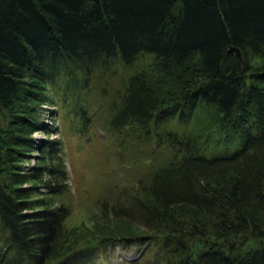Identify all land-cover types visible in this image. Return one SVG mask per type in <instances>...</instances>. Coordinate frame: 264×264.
<instances>
[{"label":"trees","instance_id":"trees-1","mask_svg":"<svg viewBox=\"0 0 264 264\" xmlns=\"http://www.w3.org/2000/svg\"><path fill=\"white\" fill-rule=\"evenodd\" d=\"M54 101L81 133L156 131L135 185L125 169L108 191L98 181L91 225H69L62 140L32 136L53 131L39 107ZM115 252L264 264V0H0V264Z\"/></svg>","mask_w":264,"mask_h":264},{"label":"rangeland","instance_id":"rangeland-1","mask_svg":"<svg viewBox=\"0 0 264 264\" xmlns=\"http://www.w3.org/2000/svg\"><path fill=\"white\" fill-rule=\"evenodd\" d=\"M49 90L54 97L53 99H57L56 91L51 86ZM100 105L106 107L107 102L103 101ZM39 108H41L44 122L53 125V131L50 134H46L41 129L35 130L32 136L36 139L58 138L62 140V154L66 161L69 176V200L72 206L69 225L71 227L83 224L91 225V221L93 220L91 213L99 211L97 204L98 195L104 190L108 191L112 184L124 180L122 179V174L124 173L122 169L129 171L128 179L135 185L136 182L134 181L137 179V175L143 172L142 168L145 166V153L148 154V151H151L149 155L151 157L157 154V150L155 149V139L157 136L155 135V128L151 127L154 133L148 141L146 137L129 131L127 132L129 133L128 136H125L122 144L120 143L122 138L107 140L108 135L104 129L97 128L98 130H96L94 128L97 124L87 125L85 127L87 130L83 133L79 132L74 122L70 120L64 124L65 116L62 112V107L56 101L45 102ZM135 137H138L140 140L137 141ZM39 153V150L32 151L28 155V158L21 162L23 171H27L37 164ZM139 160L143 161L139 162ZM119 161L122 163H119ZM99 171H101L103 178L96 175ZM98 181H103V184H105L104 190L99 188L101 185ZM32 183L34 182L27 181L25 185H31ZM37 185L43 186L41 181ZM42 189H46V187ZM133 250L134 247L130 248L129 253H133ZM111 255V260H108L109 262L99 255L97 264H118L113 258L115 256L117 259V253H111ZM112 261L115 263H112Z\"/></svg>","mask_w":264,"mask_h":264},{"label":"water","instance_id":"water-1","mask_svg":"<svg viewBox=\"0 0 264 264\" xmlns=\"http://www.w3.org/2000/svg\"><path fill=\"white\" fill-rule=\"evenodd\" d=\"M228 54H235L238 58H239V60L241 61V62H243L244 63V66H243V68H245V59H244V52H243V50L241 49V47H239V46H237V45H231L229 48H228Z\"/></svg>","mask_w":264,"mask_h":264}]
</instances>
